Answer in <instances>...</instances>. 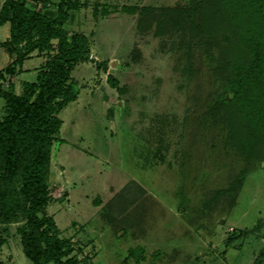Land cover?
Returning a JSON list of instances; mask_svg holds the SVG:
<instances>
[{"label": "rangeland", "instance_id": "obj_1", "mask_svg": "<svg viewBox=\"0 0 264 264\" xmlns=\"http://www.w3.org/2000/svg\"><path fill=\"white\" fill-rule=\"evenodd\" d=\"M79 1L64 27L87 35L90 56L72 69L76 96L58 114L46 207L72 254L119 264L141 245V264H264V162L228 140L230 109H216L231 91L225 57L207 31L193 32L191 0ZM46 58L34 51L2 82L21 93ZM10 60L0 46V69ZM24 222L0 218V264H32Z\"/></svg>", "mask_w": 264, "mask_h": 264}, {"label": "trees", "instance_id": "obj_2", "mask_svg": "<svg viewBox=\"0 0 264 264\" xmlns=\"http://www.w3.org/2000/svg\"><path fill=\"white\" fill-rule=\"evenodd\" d=\"M31 2H40V7ZM52 3L4 0L0 7V25L10 24L9 37L0 46L11 59L0 69V96L5 99V114L0 116V218L10 221L23 215L21 243L32 264H84L72 254L70 239L60 236L46 207L52 147L62 124L58 114L76 96L71 71L90 56V40L82 32L69 34L64 27L72 11L83 6L79 0H59L55 10ZM150 9L123 7L140 15ZM187 12L193 32L207 31L225 57L223 78L231 91L229 101L218 102L216 109L226 105L230 109L228 140L264 162V0H191L184 15ZM138 22L141 26L142 19ZM34 51L47 58L36 79L25 81L18 93L13 79L2 81L6 74L22 72L23 62ZM109 81L125 91L114 77ZM144 251L141 245L131 247L119 264H131V258L141 264Z\"/></svg>", "mask_w": 264, "mask_h": 264}, {"label": "crops", "instance_id": "obj_3", "mask_svg": "<svg viewBox=\"0 0 264 264\" xmlns=\"http://www.w3.org/2000/svg\"><path fill=\"white\" fill-rule=\"evenodd\" d=\"M0 28H2V33H4L3 35L9 37V32H10V24H9V22H6L3 25H0ZM22 69H23V67H22Z\"/></svg>", "mask_w": 264, "mask_h": 264}]
</instances>
